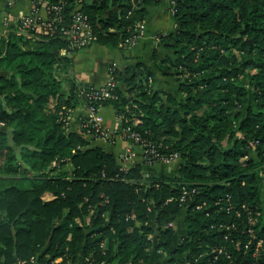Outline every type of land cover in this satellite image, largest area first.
<instances>
[{
    "label": "trees",
    "instance_id": "trees-1",
    "mask_svg": "<svg viewBox=\"0 0 264 264\" xmlns=\"http://www.w3.org/2000/svg\"><path fill=\"white\" fill-rule=\"evenodd\" d=\"M65 1L67 10L81 4L98 41L120 46L161 0ZM173 8L176 30L161 36L175 58L161 62L180 97L155 88L150 72L113 66L126 87L93 98V84H65L72 58L62 35L11 28L0 37V264L31 256L139 264L154 248L167 252L155 264H264V0H174ZM82 102L112 103L159 153L178 151L176 173L126 167L70 131L69 112ZM183 185L195 188L185 201Z\"/></svg>",
    "mask_w": 264,
    "mask_h": 264
},
{
    "label": "crops",
    "instance_id": "crops-1",
    "mask_svg": "<svg viewBox=\"0 0 264 264\" xmlns=\"http://www.w3.org/2000/svg\"><path fill=\"white\" fill-rule=\"evenodd\" d=\"M33 2L34 0H0V37L5 35L6 28L10 27L4 24V17L9 14L10 21L14 26L20 14L31 10ZM173 6L174 0H161L148 4V13L137 29L140 36L135 44H123L122 41L120 46H114L97 41L88 48L75 51L70 55L72 60L68 65L67 72H64L67 76L65 79L66 86H69V79L72 77L80 82H88L95 86L102 85L109 77L110 68L115 66L124 71L128 69L130 72H136L140 78L143 77V74L150 72L151 83L155 88L167 89L180 97L181 94L178 92L179 80L172 74L166 73L161 62L164 57L175 58V52L165 45L161 36L176 30L177 18ZM42 13L43 15L46 14L45 9L42 10ZM5 49V42L0 40V53H4ZM119 84L122 88L126 87V83L123 81H119ZM85 114V104L79 103L71 111L68 129L85 136L91 145H100L112 150L119 162L126 167L140 162L146 172L176 173L178 160L172 164L161 161L149 163L146 160L143 145L122 133H117L112 138L95 136L84 127ZM98 115L106 126H114L117 120V110L112 103L101 105L98 108ZM174 225L176 227L175 241H178L185 231L184 213L174 220ZM166 257V251L154 248L151 258L139 264H155ZM80 261L75 263L78 264ZM38 264L41 263L38 262ZM101 264L119 263L104 262Z\"/></svg>",
    "mask_w": 264,
    "mask_h": 264
},
{
    "label": "built area",
    "instance_id": "built-area-1",
    "mask_svg": "<svg viewBox=\"0 0 264 264\" xmlns=\"http://www.w3.org/2000/svg\"><path fill=\"white\" fill-rule=\"evenodd\" d=\"M66 1L49 2L48 0H34L32 8L27 13H22L18 16L16 24H12L9 18V14L4 17V24L10 26L6 28L5 35L9 30L14 27L21 32L32 35L33 32H46L49 34L58 33L67 39V45L62 48V53L72 55L75 51L88 48L98 40V35L95 32L90 15L80 8L81 4L77 3L75 6L65 9ZM45 9V15L42 10ZM142 21L135 28L133 36L127 37L123 44L132 43L138 40L140 33L137 29L141 25ZM35 33L34 35H37ZM113 66L110 68L109 77L107 81L99 86H93L88 91V96L93 98H105L114 95V89L118 85V81L115 79L112 73ZM86 117L84 118V127L94 134L95 136L112 138L117 133H122L135 142L143 145L146 158H151V154L156 153L158 161L171 164L179 159V152L173 151L169 154H161L157 151L155 143L146 140L141 133L133 128L131 125H123L121 115L117 114V120L114 126H106L101 121V117L98 115V109L92 104L85 103ZM71 112H69L70 116ZM3 123V121L1 122ZM195 188H188L187 185H183L182 193L180 195L181 201H185L187 194L194 191ZM172 198V197H171ZM198 206H201L199 204ZM16 264H38L37 258L31 256L29 260L20 259ZM50 264H67L62 261V257L54 258ZM86 264H98L96 262L88 261Z\"/></svg>",
    "mask_w": 264,
    "mask_h": 264
},
{
    "label": "rangeland",
    "instance_id": "rangeland-1",
    "mask_svg": "<svg viewBox=\"0 0 264 264\" xmlns=\"http://www.w3.org/2000/svg\"><path fill=\"white\" fill-rule=\"evenodd\" d=\"M65 84H66V83H65ZM252 153L255 154L256 152L253 150ZM164 163H165V162H164ZM173 163H174V162H173ZM171 164H172V163H171ZM65 167L70 169V168H71V165L66 164ZM62 261H63V260H62ZM64 263H65V262H64ZM67 264H69V263H67ZM70 264H76V263H70Z\"/></svg>",
    "mask_w": 264,
    "mask_h": 264
},
{
    "label": "water",
    "instance_id": "water-1",
    "mask_svg": "<svg viewBox=\"0 0 264 264\" xmlns=\"http://www.w3.org/2000/svg\"><path fill=\"white\" fill-rule=\"evenodd\" d=\"M1 98H2V97H1ZM47 244H48V243H46V244L42 247V249L37 253V256H39V254L41 253V251H43V250L46 248Z\"/></svg>",
    "mask_w": 264,
    "mask_h": 264
}]
</instances>
